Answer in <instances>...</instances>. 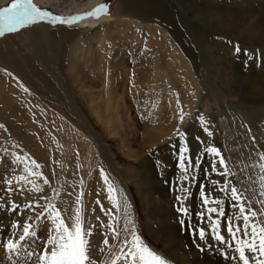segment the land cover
Instances as JSON below:
<instances>
[{
  "label": "rangeland",
  "instance_id": "obj_1",
  "mask_svg": "<svg viewBox=\"0 0 264 264\" xmlns=\"http://www.w3.org/2000/svg\"><path fill=\"white\" fill-rule=\"evenodd\" d=\"M63 1L34 0V3L50 11L56 8V12H51L64 18L89 12L99 5H107V14H102L98 18L89 17L75 24L57 23L54 25L64 27L78 25L80 22L90 19L105 18L107 21H111L112 8L116 0H100L96 5L90 8H82L78 12L76 5L78 6L81 0H72L71 2L65 0L66 3ZM222 1H227L228 5L232 4L231 6L235 5V8L247 11V28L264 36V0ZM11 2L12 0H0V8L8 6ZM60 4L62 7H59ZM215 4L214 1L207 3L204 0H158V8L163 10L165 17L169 20V24H165V27L169 30L163 32H165L169 42H172L174 50L161 49L160 38L155 36L150 38L151 34H148L147 38L130 41V45H133L125 52L124 56L121 55L123 57L121 60L117 59L115 61L111 52L109 56L110 58L112 56L111 60L116 67L112 64L103 68L97 67L94 58L92 63L89 62L86 65L90 69L81 66L78 77L82 80L77 78L78 82L75 84L72 83V78L69 77L67 68H64L63 65L60 67L61 70L55 71L52 66L42 70L48 77L49 82L51 80L50 84L53 86L49 95L48 108L64 115V119L69 120L71 128H73L72 126L77 127L76 130L70 129L71 134L63 136V141L59 146L64 157L61 161L59 159L58 162L63 166V160L65 161L67 157V162L73 163L76 167L71 176L69 187L77 191V196L81 192L83 193L81 207L86 221L89 219L87 225L94 227L90 243L93 258L97 260L102 258L99 247L104 239V233L108 231L107 224L110 219L102 211V208L111 209L116 213V209L111 206L112 203L108 200V185H104L103 195L98 194L99 186L93 187L94 191L91 188L89 191L91 195L88 194L89 177L97 170L100 174L102 169L111 184L117 189L118 198L122 200L125 196L127 197L130 205L128 212L138 229V234L147 245L163 255L168 264L183 263L175 260L171 255H167L166 252L169 246L158 241V234L156 236L153 233V231L158 230V226H163L164 229L167 228L169 235L163 238L166 241H169L167 239L175 241L177 249L182 252L183 257L180 255L181 258L188 257L189 260L188 255L190 254H192V257L193 254H196L195 258L198 259L205 258L216 252L221 263L242 264L236 258L238 254L233 250V247H230L233 241L225 227H223L224 218H220V224L222 225L220 232L225 236L227 243L221 244L215 240V233L211 232L207 218L200 220L196 215V213L203 211L200 185H208V188L211 189L210 181L212 179L223 182L224 177L217 174L205 177V168L208 167L209 160L212 158L205 155L201 158L200 167L190 173L195 179L182 181L177 155L180 147V133L183 132L187 133L186 139L193 157L203 152V144L200 141L205 144H214L222 155L227 158L228 168L235 174L229 179L244 193V196L248 198V202L258 212L264 211V205L259 203L261 199L259 177L262 173L258 167H248L250 164H258L260 162L258 152H264V91L257 93L258 87L251 88L254 81L259 86L264 87V41L261 43H247L225 35L222 30L210 22L212 20L209 15L214 13V8L217 9ZM229 9L234 10L232 7H229ZM230 14V12H225L227 18ZM40 24L53 25L42 22L25 29L34 28ZM25 29L20 30V32ZM107 41L108 39L105 40V43ZM101 46L102 44L97 48V44L93 43L92 52L101 49ZM237 47L240 49L239 52L236 51ZM175 51L182 54L185 61H187L190 73L184 74V71L179 68V61L172 59ZM62 53L67 63L68 59L65 54L68 53V50L63 49ZM171 60H173V63H170ZM165 70H167L166 73ZM104 74L106 76H103ZM83 79L86 83L82 84ZM90 88L92 90H89ZM239 91V94L234 95ZM65 92L66 94H64ZM90 92H100V100L96 98V95L91 96ZM86 93L89 94L86 95ZM53 95L54 97H51ZM77 95L79 97H76ZM106 98L110 101L108 107L111 108V112L109 111V113L105 109L101 110ZM90 100L96 102L91 103ZM97 104L99 107H97ZM87 106L96 109L97 113H91L92 111ZM62 109L64 111H60ZM66 112L67 115H65ZM181 116H183V121L180 119ZM201 116L204 118L208 129L213 133L212 136H209L203 130L199 120ZM0 126L4 125L1 123ZM51 128L48 126L47 131L49 132ZM79 130L83 133L81 132V134ZM53 131H55V128L54 130L52 128L51 132H56ZM7 135V130L0 128V138L3 139L0 145V197H4V200H0V203H7L9 199L13 200L15 198L13 201L24 204L26 199L22 200V198L27 197V190L32 185L14 181L13 189L23 188L26 192L21 195L19 192L14 191L9 197L5 191L7 185L4 181L19 175L27 176V172L24 171L25 163L33 171L36 168L31 164V157H29L26 150L24 151L20 144H15L16 140H13V145H11L10 137H14ZM82 135L83 137H80ZM84 136L87 138H84ZM196 137H200V141ZM171 141L176 143L172 144ZM167 142L171 144V148L167 150V154L164 150L163 162L166 161L163 163L161 175L157 174V178H153L152 188H150L145 177L141 178L139 184L131 179H125L126 176H132L136 173L137 163L141 162L146 156L148 157L150 152H154L155 155L149 157L150 164L148 167H150V170L147 168V172L152 173L153 170L155 171L160 162L158 156L162 155L158 152L160 148L164 149V143ZM57 151L58 153L61 152L60 149H57ZM17 156L22 158L20 163L13 162ZM155 156H157V160ZM92 161H94L93 164ZM28 179L36 183L35 176H28ZM85 180H87V183ZM182 186L187 187L190 192L185 194L178 191ZM41 187L45 188L46 185H41ZM53 189L58 190L57 184L53 186ZM147 190L151 194L145 192ZM29 194H32L30 198L39 195L37 193ZM177 195L182 197L187 195V199L183 201V204L189 209L186 215H182L177 211V208L181 205V202L176 200ZM214 195L223 201V208L227 215L235 214V210L230 207L232 201L228 198L227 192L217 191ZM49 196L55 197V192H52ZM165 197L167 200H165ZM58 198L54 200L56 204ZM103 200L108 201L104 202ZM97 201L100 203H97ZM165 201L166 203H164ZM74 202L76 205V200ZM61 212L67 222L70 212L67 209ZM28 215H31V213L26 212L24 216L16 217L14 214L0 210V225H3L5 229L0 234L3 237L0 240L8 236V228L13 219H20L23 222ZM117 216L120 222L116 224V227L122 228L124 226L122 208ZM97 217L100 219L97 220ZM162 217L164 218L161 219ZM182 219L185 221L183 226L180 223ZM259 220L264 223V215H261ZM188 224L204 228L207 232L206 239L200 240L198 234H194L189 230ZM97 225H103L104 227H98ZM49 227L50 224L47 222L41 225L39 230L40 240L33 244L31 249L25 245L21 249L20 255L12 256L11 259L9 254L5 252L3 245L0 244V264H17V262L25 264L26 260L28 264H31L27 252L32 249L42 250V241L47 239ZM125 238H130V235L125 234ZM109 240L111 243V237H109ZM114 251L118 253L119 249L116 248Z\"/></svg>",
  "mask_w": 264,
  "mask_h": 264
},
{
  "label": "bare ground",
  "instance_id": "obj_2",
  "mask_svg": "<svg viewBox=\"0 0 264 264\" xmlns=\"http://www.w3.org/2000/svg\"><path fill=\"white\" fill-rule=\"evenodd\" d=\"M71 1L72 0H68V2H71ZM204 1L207 3L214 1L216 3L215 5L217 6L216 7L217 9L214 8L213 9L214 13L209 15V18L212 20L210 22L216 25L220 30H222L225 35L233 37L237 41H243L247 43H261L262 41H264V36L261 33H254L252 29L247 28V23H248V18L246 17L247 11L239 9V8H235L236 6L235 5L231 6L232 4L228 5L226 3L227 1L226 2L222 0H217V2L216 0H204ZM63 2L66 3L67 1L64 0ZM98 2H100V0H81V3L78 6L76 5L77 12L80 11L82 8H86V7L90 8L91 6L96 5ZM59 7H62V5L60 4ZM229 7H232L234 10L229 9ZM112 10H113V16H112L111 21L110 20L107 21L105 18H101L99 20L90 19L87 21H82L78 25H68L64 27L54 26L50 24H40L34 28H28L21 32L19 31L15 33H10L0 38V124L2 123L4 125V126H0V128L6 129L8 132V135L14 137V138L10 137L11 145H13L12 141L16 140L15 144L17 143L20 144L23 147L24 151L26 150V152L29 154V157H31V160H35L38 164L41 165V167L39 169H36L35 171H40L41 173H43V176L48 178L49 184L46 185L47 188L45 187L46 188L45 192L47 195L52 194L53 186L57 184L58 191L60 192V196L57 200L56 205L61 211H66L67 209L70 212L69 217L74 215L73 209L76 206L74 200H76L75 198L77 197V191L72 190L69 187V184L71 183L70 181L71 176L73 175L76 167L73 165V163L67 162V157L65 158V161L63 160L64 162L63 166L60 162H58L59 159L61 161L62 157H64V154L62 153V150L59 144L61 145V142L63 141V136L65 134L66 136L67 134H71L70 129L76 130L75 128L77 127L74 128V126H72L73 128H71L70 127L71 125L69 124L70 122H68L69 120L67 121L66 119H64L65 118L64 115L58 113L57 111L51 110V108L50 109L48 108L47 104L49 102V95L51 94L53 86L50 84L51 80L49 82L48 77L44 74L42 70H45L46 67L52 66L53 69L56 71L60 69V67H62L63 65L64 68H67L68 75L69 77L72 78L71 79L72 83L75 84L78 82L76 79L79 78L78 75H80L79 71L81 70L80 69L81 66L87 67L86 65L89 62L92 63V60L94 58L96 60L95 64L97 65V67L103 68L110 64L116 67L115 63H113L111 60L112 56L111 58L109 56L111 52L114 56L115 61L117 59L121 60L125 52L129 50L133 45V44L130 45L129 43L130 41L135 40V39L137 40L138 38H147L149 36L148 34H151L150 38H152L153 36L160 38V41H161L160 48L161 49L174 50V47H172L173 46L172 42H169L167 36L165 35V32H163V31L167 32L169 30L167 29V27H165L166 23L169 24V20L165 17L163 10L158 8V0H116L113 5ZM51 11L56 12V8L51 9ZM225 12L231 13L228 16V18L226 17ZM171 36L173 37L172 34ZM115 38H119V39H115ZM106 39H108V41L105 43ZM93 43L97 44V48L100 46V44H102L101 49H98L96 52L94 51L92 52L91 48H92ZM106 45L109 47L107 48ZM63 49L68 50V53L65 54V56L68 59L67 63H66V58L64 57L62 53ZM175 49L177 48L175 47ZM178 53L179 52L175 51L174 58L172 59H177L179 61V68L184 71V74L190 73L187 61H185L182 54L180 53L178 54ZM170 63H173V60H171ZM166 72L167 70H165V73ZM103 76H106V74H104ZM83 83H86L84 82V79H83L82 84ZM84 85L87 86L89 84H84ZM89 87H92V86H89ZM251 88H257V93H261L264 91V87L259 86V84L256 81L253 82V87ZM25 89H27V91H25ZM89 90H92V89L90 88ZM81 92L83 93V91ZM239 93L240 91L234 93V95H237ZM64 94H66V92ZM87 94L89 93H86V95ZM90 95L91 96L96 95V98L98 100H100L101 98L100 92H97V93L90 92ZM51 97H54V95ZM76 97H79V96L77 95ZM54 100L56 99L54 98ZM90 102L94 103L96 101L90 100ZM109 102L110 101L108 98L104 99L103 107L101 109L102 111L105 109V111L109 113V111L111 110V108L109 109L108 107ZM72 103L74 104L73 101ZM104 104H107V105H104ZM57 107L59 108L58 105ZM97 107H99V105ZM67 108H68V105H67ZM89 108L90 107H88V109ZM112 109L114 110V108ZM90 110L92 111L91 113H94V114L97 113V110L92 107L90 108ZM60 111H64V110L62 109ZM241 113L243 114V112ZM67 114L68 113L66 112L65 115ZM48 126L52 127L53 130L55 128L56 132L53 131L55 133H52L51 132L52 128H51L49 131L51 133H49L47 131ZM88 131L91 132L90 130ZM81 132L82 131H80V133ZM80 137H83V135ZM85 137L86 136H84V138ZM73 138L76 140L75 137ZM2 140L3 139L0 138V145L2 143ZM173 143L175 144L176 142H172V144ZM169 148H171V144L169 142L164 143V149L160 148V151L158 152V154H162V155L158 156V159L160 160V162L158 163V168H157L158 170L157 169L155 171L153 170L152 173H149L150 171L147 172V168L148 170H150V167H148L150 164L149 157H152L153 155H155L154 152H150L148 157L146 156L145 158L141 160V162L137 163L136 173L132 176H126L125 179L126 178L131 179L136 184H139L141 178L145 177L148 181L150 188H152L151 186H153L152 185L153 178H157V174L161 175V169L163 167V163L166 161L165 160L163 162L164 150L166 151V154H167V150ZM57 149H60L61 152L58 153ZM60 154H63V155L61 156ZM92 154H95V153H92ZM1 157H4V156H1ZM155 157L157 160V156ZM6 159H7V156H6ZM3 160L5 159L3 158ZM93 162L94 161H92V164ZM91 169L93 170V168ZM97 171H94V172L92 171L93 174H91L92 176L89 177L90 181L88 183V188H89L88 192L91 190V188L93 187L95 188L99 186L98 194L103 195V192H104L103 187L106 184L104 183V180L102 179L101 175L98 174ZM35 181L36 183H38L37 185L44 186L43 179L36 177ZM85 181L87 183V180ZM94 188H93V191H94ZM25 192L26 191L24 189V193ZM145 192H148L149 194H151L149 190ZM88 194L91 195V192H89ZM26 195L27 197H23L22 200L31 199L30 196L32 194L30 195L28 193ZM106 199L108 198L106 197ZM13 200H15V198ZM108 200H103V201L107 202ZM165 200H167L166 197H165ZM41 203H44V201H41ZM164 203H166V201ZM85 214L87 215V212ZM69 217L67 218V223L70 224L71 220L69 219ZM163 218L164 217H162L161 219ZM167 231H168L167 228L164 229L163 226L162 227L158 226V230L153 231V233L156 236L158 234V241H160L162 244L169 246L166 252L167 255H171L172 257H174L175 260L179 261L180 263H183V264H193V263L195 264H226V263L219 262L220 258L216 252L212 255H209L208 256L209 258L205 257V258L198 259V258H195L197 256L196 254H193V257H192V254L188 255L191 258V259L189 258V260H188V257L181 258L183 257L182 252H180L179 249H177V244L175 243V241L170 240V239H167L169 241H166L163 238L169 235ZM2 238L3 237L0 236V239ZM178 242L180 243V241ZM185 254L187 253L185 252Z\"/></svg>",
  "mask_w": 264,
  "mask_h": 264
},
{
  "label": "snow or ice",
  "instance_id": "obj_3",
  "mask_svg": "<svg viewBox=\"0 0 264 264\" xmlns=\"http://www.w3.org/2000/svg\"><path fill=\"white\" fill-rule=\"evenodd\" d=\"M102 14H107L106 4L99 5L93 10L80 15L64 18L54 15L46 8H41L34 3V0H12L8 6L0 8V37L18 32L37 23L47 22L53 25L57 23L75 24L89 17L98 18ZM236 51L239 52L240 49L237 47ZM180 119L183 121V116ZM199 120L203 130L209 136H212L213 133L206 126L204 118L201 116ZM186 136V132L180 133V147L177 153L181 170L180 179L182 181L195 179L190 173L200 167L201 158L205 155L212 157L209 160L208 167L205 168V177L207 178L211 174L224 177L223 182L212 179L210 181L211 189L208 188V185H200L203 211L196 213V215L200 220L207 218L211 232L215 233V240L221 244L227 243L225 236L220 232L222 227L220 218H224L223 227H225L233 241L230 247H233V250L238 254L236 258L242 264H264V223L259 220V217L264 215V211L258 212L248 202V198L244 196V193L229 179L235 174L229 170L227 158L222 155L214 144H205L200 141V137H196L203 144V152L193 157ZM258 156L260 162L256 165L250 164L248 167H258L262 173L259 177L261 187L259 203L264 205V152H258ZM21 159V157L17 156L13 162L20 163ZM31 164L36 169L41 167L35 160H32ZM24 171L27 172V176L19 175L4 181L7 185L5 188L6 193H8L9 197L14 191L19 192L21 195L24 194L23 188L13 189L12 185L15 181L16 183L31 184L32 187L27 190L28 193L41 195L26 199L24 204H18L11 199L7 203H0V210L14 214L16 217L24 216L26 212L31 213V215L26 216L23 222L20 219H13L8 228V236L0 240V244L3 245L10 259L12 256H19L21 249L25 245L31 249L32 245L37 243L40 240V227L47 222L50 227L47 239L42 241V250L32 249L27 252V257L31 260V264H121V262L122 264H168L167 259L147 245L138 234V229L128 212L130 205L127 197L125 196L122 200L118 198L117 189L111 184L102 169L100 175L104 183L108 185V198L113 208L116 209V213L111 209L102 208V211L110 219L107 224L108 231L104 233V239L99 247V253L102 255L99 260L93 258L92 255L90 238L93 236L94 227L87 225L83 214L81 207L83 193L81 192L76 197L77 207L73 209L74 215L69 217L71 220L69 224L54 202L55 198L60 196V192L53 189L55 197L47 195L44 188L29 180L28 176H36L43 179L44 185L49 184L48 178L43 176L40 171H33L27 163L24 165ZM178 191L185 194L190 192L187 187L183 186ZM217 191L228 193V198L232 201L230 207L235 210L234 215L229 216L225 213L223 201L214 195ZM186 199L187 195L183 197L181 195L176 196V200L181 202L177 211L182 215H186L189 211L188 207L183 204ZM0 200H4V197H0ZM41 201H44V203H41ZM121 208L123 209L124 226L117 228L116 224L120 222L117 213L120 212ZM99 219L97 217V220ZM180 223L183 226L185 221L182 219ZM97 226L104 227L103 225ZM187 227L192 233L198 234L200 240L206 239L207 232L204 228H198L193 224H188ZM4 230V226L0 225V234ZM125 234L130 235V238H125ZM109 237H111V243ZM116 248L119 249L118 253L114 251ZM25 264H28L27 260Z\"/></svg>",
  "mask_w": 264,
  "mask_h": 264
}]
</instances>
